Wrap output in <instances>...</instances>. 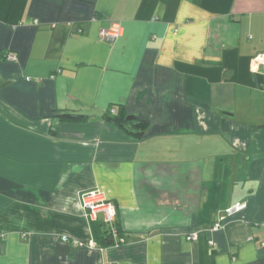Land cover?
<instances>
[{
    "label": "crops",
    "instance_id": "obj_1",
    "mask_svg": "<svg viewBox=\"0 0 264 264\" xmlns=\"http://www.w3.org/2000/svg\"><path fill=\"white\" fill-rule=\"evenodd\" d=\"M263 54L264 0H0V264H264ZM93 189L123 243L88 247Z\"/></svg>",
    "mask_w": 264,
    "mask_h": 264
},
{
    "label": "trees",
    "instance_id": "obj_2",
    "mask_svg": "<svg viewBox=\"0 0 264 264\" xmlns=\"http://www.w3.org/2000/svg\"><path fill=\"white\" fill-rule=\"evenodd\" d=\"M254 77L257 82H264V74L255 73ZM60 121L81 123L86 121L89 116L78 110H64L53 116ZM100 117L107 123L112 124L123 131L132 141L139 142L142 140L146 129L149 126V122L138 118L137 116L130 115L126 112L123 104L110 105L104 112L100 114ZM54 126L50 127V134H54ZM96 221V220H95ZM113 226V227H112ZM109 226L103 222L96 223L95 231L98 234L93 238V242L98 247H105L111 244H116L118 238L123 237V232L119 228L118 222L114 221L113 225ZM112 229H115L118 238H114Z\"/></svg>",
    "mask_w": 264,
    "mask_h": 264
},
{
    "label": "built area",
    "instance_id": "obj_3",
    "mask_svg": "<svg viewBox=\"0 0 264 264\" xmlns=\"http://www.w3.org/2000/svg\"><path fill=\"white\" fill-rule=\"evenodd\" d=\"M120 33H121V25L119 23H113L109 29L100 31V39L110 41L116 38L117 36H119ZM257 60L258 63L264 64V54L259 56ZM80 202L86 218L96 220L97 213L101 212L102 222L108 224L109 226L113 225L116 214L115 207L110 201L107 200L105 194L102 191L97 189L88 190L81 195ZM245 207H246V203L238 202L226 208L219 215L218 221L213 224L211 229L218 230L222 226V223L226 217L232 216L233 214L242 211ZM112 234L114 238H118L115 229H112ZM195 237H196L195 232H192L190 233V235L187 236L188 239H194ZM62 240L69 241L67 236H63ZM120 243H123V237L118 238L117 245ZM209 243L212 244L213 242L210 241ZM79 245L83 246V244L81 243ZM94 246H96V244L93 242V240H91L90 243L88 244V247H94Z\"/></svg>",
    "mask_w": 264,
    "mask_h": 264
}]
</instances>
